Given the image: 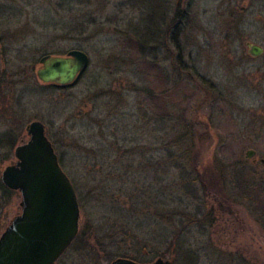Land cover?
<instances>
[{
  "label": "rangeland",
  "instance_id": "374dc122",
  "mask_svg": "<svg viewBox=\"0 0 264 264\" xmlns=\"http://www.w3.org/2000/svg\"><path fill=\"white\" fill-rule=\"evenodd\" d=\"M157 1L0 0V139L13 135L0 173L41 121L88 242L56 264H90V243L97 264L121 258L102 249L149 263L179 247L197 264H264V167L237 164L250 148L264 158V54L245 46L264 47V14L247 0ZM72 49L89 56L75 83L38 79L42 56ZM20 201L0 204V233Z\"/></svg>",
  "mask_w": 264,
  "mask_h": 264
},
{
  "label": "water",
  "instance_id": "95a60500",
  "mask_svg": "<svg viewBox=\"0 0 264 264\" xmlns=\"http://www.w3.org/2000/svg\"><path fill=\"white\" fill-rule=\"evenodd\" d=\"M252 54L261 49L253 46ZM36 75L45 83L70 86L89 65V56L72 49L65 56L44 55ZM29 139L15 148L18 161L2 170V182L21 193V213L0 235V264H54L79 230L75 189L62 171L41 121L26 128ZM110 264H170L158 257L149 263L116 258Z\"/></svg>",
  "mask_w": 264,
  "mask_h": 264
},
{
  "label": "trees",
  "instance_id": "16d2710c",
  "mask_svg": "<svg viewBox=\"0 0 264 264\" xmlns=\"http://www.w3.org/2000/svg\"><path fill=\"white\" fill-rule=\"evenodd\" d=\"M139 1H141L142 5L146 6L148 8V10L150 9V11H152V10H154L156 8L157 2H158L157 0H152V6H150V5L147 4L148 0H137V2H139ZM141 3H138V5L141 4ZM154 3H156L155 7H154ZM161 6H162V2H161ZM162 9H163V7H162ZM177 17H178V15H173L172 16L171 23L173 25H175V19ZM159 28H160V23H158L157 30H156V26H154L155 34L156 33L158 34L157 31H159ZM152 54H153V51H152ZM52 85H54L56 87H60V86L55 85V84H52ZM183 136H185V135H183ZM181 139H182V135L181 134L180 135H176L174 137V139H172V143L173 144H177L178 142H181ZM188 154L190 155V152L182 153L184 158H186V156H189ZM187 168L188 169L184 170L186 175L189 177L191 184L195 183L197 181V179H198V178H196V176H198V174H199L198 170H196V168H194L193 166H191V168H189V167H187ZM77 196H78V192H77ZM77 199H79V198H77ZM77 204H78V207H79V201H77ZM84 238H86V235L83 233V230H80L77 233V235L75 236V238L73 239V241L71 242L69 247L73 246V247H75V249L77 248V250H81V251L85 250L86 249V244H88V242H86L84 240ZM177 242H178L177 244H180V245L183 244V242L180 241V240L177 241ZM98 252L99 251L97 250V246L95 244L91 245V243H90V259L92 260V262H90V264L91 263L97 264L95 259L91 256V253L96 255V257H97L96 260H98V258H99ZM102 252L104 253L101 256L103 258H108V259L113 258L114 259L115 256H118V257L120 256L121 258L131 259V260L136 261V262H142L143 261L142 258H138L137 255H132L129 252H123V253H120V254H116V253H112V252L106 251L105 249H102ZM173 254H174V256H173L172 259H170L171 260L170 264H197V256L195 254L191 253L189 248L179 247V249L177 251L173 252Z\"/></svg>",
  "mask_w": 264,
  "mask_h": 264
},
{
  "label": "flooded vegetation",
  "instance_id": "af4514ba",
  "mask_svg": "<svg viewBox=\"0 0 264 264\" xmlns=\"http://www.w3.org/2000/svg\"><path fill=\"white\" fill-rule=\"evenodd\" d=\"M246 3H248L247 7L250 9V11H249V12H250V15H251L252 13H254V12H259L260 15L264 14V11H263L261 8H257L255 5H253L254 2H251V0H247V2H246V1H243V4H246ZM244 7H246V6L244 5ZM258 9L261 10V11H257ZM245 46H246V49H247V53H248V55H249L250 57H252V58H257V57H259V56H261V55L264 54V47L261 46V45H259V44L246 42V43H245ZM253 46H257V47H259V48L261 49V51H260L258 54H256V55H253V54H252V50H253L252 48H253ZM252 129H255V128L252 127ZM12 136H13V135H12ZM12 136L9 135V134L6 135L4 138L0 139V144H2L3 142H4V143H11V142H12ZM23 143H25V142H22V143H20V144H23ZM20 144H18V145H20ZM18 145H16L15 148H16ZM51 145H52V144H51ZM14 157H15V160H14L13 164L16 163V162L18 161L17 157L15 156V149H14ZM56 159H57V158H56ZM57 161H58V160H57ZM247 162L250 163L252 166H253V165L257 166V164L259 163L262 167H264V158L259 157L257 151L254 150V149H252V148L247 149V150L244 152L243 160L238 161L237 164L241 165V164H246ZM58 163H59V162H58ZM257 167H258V166H257ZM254 168H255V170H256V167H254ZM256 171H257V170H256ZM252 174H253V172H252ZM1 177H2V171H1V173H0V204H4V203L10 204V203L12 202V200H13V192L16 191V190L7 187V186L2 182ZM17 191H18V190H17ZM18 192H19V191H18ZM19 193H20V192H19ZM20 195H21V193H20ZM21 199H22V198H21ZM20 207H21V201H20ZM21 209H22V207H21ZM21 209H20V213H21ZM20 213H19V214H20ZM19 214H18V215H19ZM15 216H17V215H15ZM15 216H13L12 219H13ZM12 219H11V220H12ZM10 222H11V221H10ZM10 222H9V223H10ZM8 225H9V224H7V226H8ZM7 226H5V228H6ZM5 228L3 229V231L5 230ZM3 231H2V232H3ZM2 232L0 233V235L2 234ZM68 248H69V247H68ZM64 253H65V252H64ZM64 253H63V254H62V255L56 260V262H55L54 264L58 263V261H59V260L61 259V257L64 255Z\"/></svg>",
  "mask_w": 264,
  "mask_h": 264
}]
</instances>
